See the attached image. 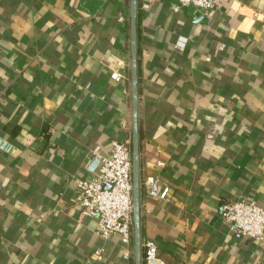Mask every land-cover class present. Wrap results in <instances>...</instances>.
I'll return each mask as SVG.
<instances>
[{"label": "crops", "instance_id": "crops-1", "mask_svg": "<svg viewBox=\"0 0 264 264\" xmlns=\"http://www.w3.org/2000/svg\"><path fill=\"white\" fill-rule=\"evenodd\" d=\"M137 39L142 245L165 264H264L220 213L264 210V0H138ZM129 64V0H0V264H134L76 191L113 140L131 147Z\"/></svg>", "mask_w": 264, "mask_h": 264}, {"label": "built area", "instance_id": "built-area-1", "mask_svg": "<svg viewBox=\"0 0 264 264\" xmlns=\"http://www.w3.org/2000/svg\"><path fill=\"white\" fill-rule=\"evenodd\" d=\"M183 6L210 11L219 0H175ZM147 8V6H144ZM181 41H184L181 39ZM178 44H184V42ZM111 79L120 82L122 76L113 72ZM98 167L92 179H79L76 182L77 203L82 217L96 218V234L101 239L118 235L123 245L132 244V176L131 147L128 141L113 140L107 156H97ZM148 196L165 200L169 186L161 184L155 178L145 181ZM221 217L229 223L230 230L255 243L264 241V210L253 200L241 198L224 201L220 207ZM100 257L102 249L96 250ZM142 257L145 264H165L158 256L157 246L148 240L142 245Z\"/></svg>", "mask_w": 264, "mask_h": 264}, {"label": "water", "instance_id": "water-1", "mask_svg": "<svg viewBox=\"0 0 264 264\" xmlns=\"http://www.w3.org/2000/svg\"><path fill=\"white\" fill-rule=\"evenodd\" d=\"M138 0H129V78L131 94L132 242L134 264H142L140 224V152L138 126ZM93 164H98L95 160Z\"/></svg>", "mask_w": 264, "mask_h": 264}]
</instances>
